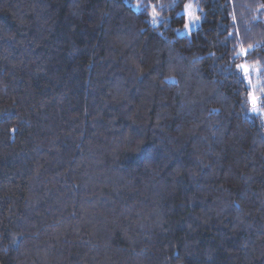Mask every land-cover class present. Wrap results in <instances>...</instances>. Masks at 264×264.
<instances>
[{"label":"trees","instance_id":"trees-1","mask_svg":"<svg viewBox=\"0 0 264 264\" xmlns=\"http://www.w3.org/2000/svg\"><path fill=\"white\" fill-rule=\"evenodd\" d=\"M0 264H264V0H0Z\"/></svg>","mask_w":264,"mask_h":264},{"label":"rangeland","instance_id":"rangeland-1","mask_svg":"<svg viewBox=\"0 0 264 264\" xmlns=\"http://www.w3.org/2000/svg\"><path fill=\"white\" fill-rule=\"evenodd\" d=\"M197 10L198 8L192 2L186 5L183 12L187 16V24L181 31L182 34H190L192 30L196 29L200 25V18L198 17ZM245 68L247 71L251 72L250 66L246 65Z\"/></svg>","mask_w":264,"mask_h":264}]
</instances>
